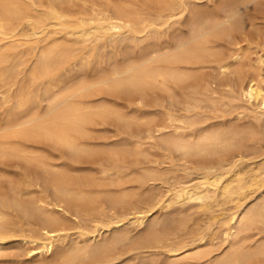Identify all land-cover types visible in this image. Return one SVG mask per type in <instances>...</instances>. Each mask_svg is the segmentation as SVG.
<instances>
[{"label":"bare ground","instance_id":"bare-ground-1","mask_svg":"<svg viewBox=\"0 0 264 264\" xmlns=\"http://www.w3.org/2000/svg\"><path fill=\"white\" fill-rule=\"evenodd\" d=\"M251 33L264 41V0H0V264L145 251L140 264H264V86L242 74ZM99 93L158 95L163 116L88 102ZM34 100L45 103L29 113ZM95 116L133 140L89 146ZM92 156L102 162L84 172Z\"/></svg>","mask_w":264,"mask_h":264},{"label":"rangeland","instance_id":"rangeland-1","mask_svg":"<svg viewBox=\"0 0 264 264\" xmlns=\"http://www.w3.org/2000/svg\"><path fill=\"white\" fill-rule=\"evenodd\" d=\"M218 1V0H217ZM255 35V33H251L248 37H249V39L251 40L250 42H251V46H250V50L252 51H250L249 50V56H250V61L248 62V64L246 65V67H243V71H242V74H243V76H245L244 77V83H247V80H249V81H252L253 83H255V84H262V86H264V60H262V62H257L258 61V57L259 56H261V59H264V58H262V57H264V49H262V48H264V41H262L261 39H260V41H259V36L257 35ZM251 35H252V37H251ZM255 37H257V38H255ZM255 41V42H254ZM243 44H245V42H242ZM254 45H253V44ZM258 44H259V46H258ZM252 45H253V47H252ZM262 45V46H261ZM252 47V48H251ZM262 47V48H261ZM255 50V51H254ZM250 52L252 53V54H250ZM254 58H255V60H256V63H255V60H254ZM257 58V59H256ZM253 61V62H252ZM97 67V65L95 64V65H92V67H89V68H87L86 67V70H88V71H85V73L84 74H91L92 73V70H94L96 67ZM77 69H74L72 72L71 71H69L70 72V74H69V72H66V73H64L63 74V78H62V76H61V80H65L66 78V81L67 80H69L70 78L72 79L74 76H75V74L77 75V73H79V72H81V71H76ZM84 72V71H83ZM75 73V74H74ZM65 75V76H64ZM68 75H70V76H68ZM80 75V74H79ZM73 76V77H72ZM26 77V78H25ZM66 77V78H65ZM69 77V78H68ZM20 78H21V81H22V83L24 84V86H27V84H28V72H27V70H25V71H23L22 72V74H21V76H20ZM248 81V82H249ZM44 86H48L47 85V83H45V84H43V87ZM55 89V88H54ZM40 93H42L41 91H40ZM108 95L110 96V97H108ZM111 95L112 96H114V98H112L111 97ZM96 96V97H95ZM117 96V97H116ZM156 97H158V95L156 96ZM154 95H153V98H149V100L151 99V101H148L147 99V103L144 101V102H140L139 100H137V101H135L134 100V98H127V97H125L124 95H113V94H107V93H103V96L101 95V93H99L98 95L96 94V95H94V96H92L90 99H88V102L89 103H92V104H97V103H100V102H103V103H105V104H108V105H110V106H115V107H118V108H122V110H123V112H125V113H127V114H131V113H133V116L134 117H138V119H139V121H143L142 119L140 120V118L141 117H143V119H144V122L145 121H151V122H158V121H160L161 120V118H162V114H161V112H158V111H154V109L156 108V107H154L153 105H150V103L149 102H153L154 101V98H156ZM122 99H123V101H122ZM124 99H126V100H124ZM128 99V100H127ZM132 100V101H131ZM37 102H38V100H34V101H32V103H31V105H33V106H31L29 109H28V111L27 112H31L32 113V111L33 112H38V111H40L41 109H42V106L44 105L43 103H45V102H42V104H37ZM154 103V102H153ZM131 104V105H130ZM152 104V103H151ZM136 105H138V106H136ZM149 105V106H148ZM140 106V107H139ZM141 106H143V107H141ZM150 106H153V107H150ZM34 107V108H33ZM134 107H135V110H134ZM120 108V109H121ZM137 108V109H136ZM140 108V109H139ZM158 109H159V107H157ZM34 109V110H33ZM139 110H141L140 111V113H138L139 112ZM143 111V112H142ZM153 111V112H152ZM137 112V113H136ZM146 112V113H145ZM149 112V113H148ZM144 113V114H143ZM129 114V115H130ZM246 114L247 115H251V112H250V109H248V110H246ZM253 114V113H252ZM132 115V114H131ZM144 115H146V116H144ZM154 117V118H153ZM98 118V119H97ZM104 118V119H103ZM109 118H112V117H99V116H95L94 118H93V120H92V122H90V123H88L87 125H86V129H87V131H88V133L89 134H87L84 138H83V140H84V142L87 144L88 143V145L89 146H95V147H100V146H103V145H105V142H106V144H109L110 143V145H114V144H124L125 142L127 143V142H130L131 140H133L132 139V137L133 136H130L128 133H127V127L123 124V123H121V122H118V121H114V120H116V119H109ZM147 118H148V120H147ZM154 120H153V119ZM94 119H96V120H94ZM153 120V121H152ZM251 119L249 118V117H247L246 119H245V123H249V121H250ZM149 121V122H150ZM96 122V123H95ZM94 123V124H93ZM92 125V126H91ZM118 125H119V128H118ZM141 125V126H140ZM90 126V127H89ZM124 126V127H123ZM135 126L136 125H133L132 126V129L133 128H135ZM124 129H123V128ZM126 127V128H125ZM144 128H145V125L143 126L142 124H139V125H137L136 126V128L134 129L136 132H139V131H142V130H144ZM136 129H139V131L138 130H136ZM117 130V131H116ZM124 131H125V134H124ZM117 132V133H116ZM91 134V135H90ZM89 135V136H88ZM262 138H264V136H262ZM105 141V142H104ZM262 141H264V140H262ZM107 142H109V143H107ZM262 143H264V142H262ZM40 146H42V147H44V149H46V150H48L51 154H53V156H55V157H57V155L56 154H58V157H60L61 159H63V160H65V159H67L66 161H71L70 160V158L71 157H69V155L68 154H65L64 152L65 151H63L62 149H58L57 147L55 148V147H52V146H50V145H48V143H44V144H40ZM50 146V147H49ZM53 148V149H52ZM55 149V150H54ZM59 151H61V152H59ZM62 154H63V156H62ZM62 156V157H61ZM66 156V157H65ZM64 157H65V159H64ZM68 157H69V159H68ZM87 159H84L83 158V165H84V167H85V170H84V172L87 170V172L88 171H92V172H96L95 170H97V168L99 167V165H100V163L102 162L101 161V159H102V157L100 158V156H98V158L96 157V156H92V157H86ZM95 159V160H94ZM82 160V159H81ZM91 160V162H89ZM96 162H94V161ZM264 161V155H262V156H260V157H258V158H256L255 159V161ZM252 161H254V159L253 160H247L246 161V163L247 164H249V163H252ZM88 166H87V165ZM93 169V170H92ZM68 227H73L74 225L72 224V223H68V225H67ZM130 228V229H129ZM128 228V230L130 231V233L131 234H133V235H138V233H139V229H135V228H133V227H129ZM76 231V228H71V230H70V232L72 233V232H75ZM6 252H8V251H5V253ZM134 253H132V252H130V253H127L125 256H124V262H123V264L125 263H127V264H140V261H141V259L142 258H145V259H147L148 261L150 260V258H154V256H153V254H152V251L150 252V251H145L142 255H139V254H134ZM156 257V256H155ZM163 257V255H160L159 256V258H161V260L163 259L162 258ZM125 258H126V260H125ZM156 258H158V257H156ZM159 261H160V259H159ZM151 262V260L149 261V263ZM152 263V262H151ZM154 263V262H153ZM154 264H156V263H154Z\"/></svg>","mask_w":264,"mask_h":264}]
</instances>
